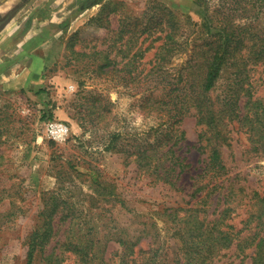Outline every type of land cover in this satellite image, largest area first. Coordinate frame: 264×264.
I'll list each match as a JSON object with an SVG mask.
<instances>
[{"label":"rangeland","instance_id":"obj_1","mask_svg":"<svg viewBox=\"0 0 264 264\" xmlns=\"http://www.w3.org/2000/svg\"><path fill=\"white\" fill-rule=\"evenodd\" d=\"M4 1L0 0V4ZM58 1L50 0L48 6ZM61 1L65 5L69 0ZM92 3L94 6L78 10L58 8L63 10L64 22L69 18L73 21L65 23L57 37L52 38L49 33L48 41L31 46L42 61L9 60L5 71L10 73L0 78V125L5 127L1 140L6 139L0 144V264H25L28 237L37 227L46 226L45 219L50 221L51 235L36 250L33 264H47L46 256L51 251L60 259L59 264H84L74 252L76 242L80 246L87 243L96 251L100 264H118L128 246L136 262L156 251L154 264H180L179 243L164 212L196 205L210 187L197 188L207 178L199 174L206 164L202 159L208 154V148L200 150L203 139L199 140V133L210 135L213 128L198 123L192 110L175 122L174 129L182 140L174 150L184 162L175 186L152 182L151 177L143 175L112 145L114 140L124 145L146 137L152 141L155 128L166 120L159 101L168 100L170 93H174L173 85H164L157 75L166 71L177 79L182 73L180 85L193 81L196 86L203 73L205 52H200L193 59V68H188L191 64L188 46L179 56L170 58L169 68L148 74L150 64L144 61L162 41L157 39L147 52L131 58L132 62L126 66L131 55L127 56V52L140 48L142 38L138 34L131 39L118 37V18L128 12L132 18L128 20L135 23L147 7L156 14L170 9L190 16L197 23V32L192 37H202L207 32L201 26L204 19L199 12L206 8L209 14L219 12V20L227 15L224 20L228 25L249 23L264 30V0H92ZM55 9L44 8L39 17H48ZM2 19V25L11 21L9 15ZM255 75L260 76L259 72ZM261 76L264 77V72ZM259 80L257 94L264 100V80ZM223 87L221 78L208 92L209 96L215 99ZM138 116H143L144 124L151 120L156 126L149 125L145 132L137 131L133 124ZM50 120L69 127L65 140L49 138L45 126ZM215 123L218 122L212 125ZM218 128L224 130L229 143L221 147L228 171L224 177H229L226 183L229 188L234 187L236 198L231 193L227 203L216 200L209 208L205 205L207 220L226 215V222L234 223L236 229L254 208L248 205L253 192L264 194V157L248 150L243 129H237L235 122L224 126L220 122ZM219 191L222 197L225 188H217L212 199ZM50 196H54L58 205L47 218L42 212ZM226 207L230 208L225 214L222 210ZM244 234L245 231L241 233ZM252 250L236 256L232 245L220 251L214 264H251L246 255H251Z\"/></svg>","mask_w":264,"mask_h":264},{"label":"trees","instance_id":"obj_2","mask_svg":"<svg viewBox=\"0 0 264 264\" xmlns=\"http://www.w3.org/2000/svg\"><path fill=\"white\" fill-rule=\"evenodd\" d=\"M115 11L117 8H114V13ZM200 11L204 19L201 26L207 32L202 37H192L197 32V23H194L190 16L178 14L170 9L162 14L160 12L156 14L150 12L147 7L135 23L128 20L132 19L128 12L120 14L118 37L126 36L131 39L138 34L142 38L140 48L133 53L127 52V56L131 55L126 66L132 62L131 58L147 52L157 39L162 41L157 44L152 56L144 61L150 64L148 74H158L166 67L169 68L170 58L179 56L188 46H191V57L188 61L191 64L188 68H193V59H196L200 52H205V56L202 62L203 73L196 86L193 81L186 85L187 87L185 83L180 85L179 78L183 76L182 73L177 79L167 75L166 71L156 74L164 81V85H173L171 87L174 93H170L168 100L159 101L166 120L155 128L152 141L146 137L142 140L133 139L124 145L119 144V140L118 142L114 140L112 147L116 152L122 153L129 163L133 162L143 175L151 177L152 182L175 186L183 172L184 162L174 150L182 140L180 134L175 131L174 124L192 110L198 123H207L213 128L210 135L203 131L199 133V140L203 139L200 150L206 151L208 148V154L206 159H202L206 164L199 174L200 176L203 174V177L206 175L207 178L197 188L201 189L208 185L210 187L196 205L186 209L171 208L170 212H164L167 220L173 224V235L179 243L180 264H214L216 261L214 259L220 251L232 245L233 254L236 256L244 255L247 249L252 248L251 255H246L249 256L251 264H264L263 193L253 192L248 205L254 208L248 214L246 211L247 216L240 220L241 226L236 229L234 223L226 222V215L221 214L217 218L207 220L206 212L207 207L209 208L216 200L217 203L218 200L227 203L234 188L231 186L229 188L226 183L229 177H224L228 171L221 147L224 143H229L224 130L218 128L220 122H223V126L235 122L237 129H243V134L248 140V150H254L258 157H264V100L257 94L259 79L264 80L261 76L264 72V30L249 23L231 26L225 23L224 18L227 15H222V19L219 20L217 16L221 15L219 12L209 14L206 8ZM146 40L150 41L142 47ZM140 63L139 61L137 64ZM256 72H259V77L255 75ZM221 78H224V87L221 94L216 96V100L212 99L208 92L214 89L216 82ZM184 81L188 84V80ZM215 121L218 123L212 125ZM4 130L5 127L0 125V144L6 142V139L1 140ZM220 187L225 188L222 197L219 191L215 199H212V194ZM233 197L236 198V193H233ZM47 201L42 214L48 218L58 204L54 196H50ZM229 208L226 207L222 211L226 214ZM47 221L45 219L44 224L45 222L47 224L44 228L37 227L29 235L25 264H33L36 250L49 240L51 225L50 221L49 223ZM243 231L245 234L241 235ZM71 242L73 243L72 240ZM80 244V242L74 244V252L78 253L80 261L84 264H100L97 263L96 251H92L87 243L85 246ZM126 250L128 251H124L118 264H154L153 257L156 251L150 252L142 261L136 262L135 258L131 257L132 251L129 246ZM46 263L59 264L60 259L51 251L46 256Z\"/></svg>","mask_w":264,"mask_h":264},{"label":"crops","instance_id":"obj_3","mask_svg":"<svg viewBox=\"0 0 264 264\" xmlns=\"http://www.w3.org/2000/svg\"><path fill=\"white\" fill-rule=\"evenodd\" d=\"M22 1V3H20ZM50 0H6L0 4V78L7 76L9 60L42 61L36 57V52L31 48L33 45L43 44L48 41L49 33L55 38L63 31L65 23L73 21L72 18L63 21V10L58 8H90L94 6L92 0H69L68 3L56 2L49 4ZM82 1V2H81ZM85 3L84 5H82ZM44 8H57L52 10L47 17H39ZM82 12V10H81ZM9 15L11 21L4 24V17ZM2 55L7 57L3 58ZM4 67V70H1ZM28 75V68L25 70Z\"/></svg>","mask_w":264,"mask_h":264},{"label":"built area","instance_id":"obj_4","mask_svg":"<svg viewBox=\"0 0 264 264\" xmlns=\"http://www.w3.org/2000/svg\"><path fill=\"white\" fill-rule=\"evenodd\" d=\"M46 133L55 141H63L69 135V127L61 121L50 120L46 123Z\"/></svg>","mask_w":264,"mask_h":264},{"label":"clouds","instance_id":"obj_5","mask_svg":"<svg viewBox=\"0 0 264 264\" xmlns=\"http://www.w3.org/2000/svg\"><path fill=\"white\" fill-rule=\"evenodd\" d=\"M149 125L152 127L156 126L155 123L152 122L151 120L149 121L148 125L144 124L143 116H138L137 119L135 120L134 124H133V127H135L137 131L145 132L148 130Z\"/></svg>","mask_w":264,"mask_h":264}]
</instances>
